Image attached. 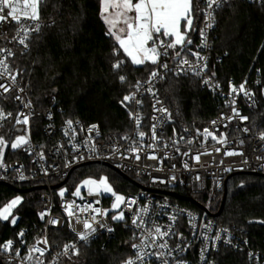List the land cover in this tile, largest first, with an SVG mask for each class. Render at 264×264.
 <instances>
[{
	"label": "built area",
	"instance_id": "2783aa9c",
	"mask_svg": "<svg viewBox=\"0 0 264 264\" xmlns=\"http://www.w3.org/2000/svg\"><path fill=\"white\" fill-rule=\"evenodd\" d=\"M225 1L227 0H222L221 5ZM242 1L264 2V0ZM217 9L214 6L212 10L214 22L212 27L207 28L206 2L203 1L197 42L187 55H182L190 62L191 67L183 65V70H181L178 60L173 58L174 52L169 50V56L160 58L161 63L168 64V69L158 65H154L153 68L161 76L165 73L173 76H191L214 98L218 108L216 114L208 118L206 124L193 133L177 130L167 132L166 126L170 117L155 111L153 105L155 104L156 108L161 106L167 108L170 116L171 112L159 93L160 78H156L152 84L145 83L150 74L145 80L140 81L142 86L139 91L134 87L132 92L136 93V99L141 100L142 103L136 104L134 101L128 103L129 130L119 136L112 133L102 134L96 123L83 125L77 120L68 118L56 121L51 109L43 112L35 110L28 97L27 86L18 76L16 85L10 92L3 93L0 89L2 93L0 94V108H3L5 113H12L10 117L0 120V136H3L7 142L3 147V155L0 156V183L18 188L42 186V188L35 189L41 191L39 196L41 206L35 215L39 229L20 228L12 236L1 241L0 245L12 240L13 250L0 249V264H36L35 258L39 257V253H35L31 261L25 260L24 257L28 255V249L35 245L37 240L45 237L48 239V245L38 246L47 247V251L43 257L39 258L44 261V264H51L53 259L57 260V264H67L66 257L75 255L73 250L70 249L67 256L57 255L63 252L65 244L74 243L76 249L79 250L81 244L98 236H103L104 242H107L113 237L114 226L117 224L128 229L133 236L131 255L118 264H124L128 259H136L138 251H142L145 255L143 261L136 260V264H163L165 260L167 264H218L217 254L222 247L244 252L249 264H264V255L249 245L241 230L224 225L216 220L215 216H205L204 211V215L200 216L192 208L178 202L177 198L169 193L175 192L177 187H184L191 193H204L211 190L215 194H220L225 190L226 176L232 172L258 171L264 173V140L260 139V133L264 130L252 132L248 126L249 119L241 120L233 113V108H235L240 116L248 117L244 112V106L256 107L258 103L256 89L259 88L261 92H264V82L254 78L245 79L239 83L232 80L223 83L209 72ZM25 23L31 24L32 22L26 21ZM39 23L42 26L43 21L40 20ZM17 27L14 22L0 26V32L3 33L0 35V48L10 49L13 53L16 48L26 50L23 45L12 39ZM200 30L205 31L204 38L200 36ZM36 33L32 32L31 35ZM205 38L206 46H202ZM196 52L203 59L192 55ZM12 58L13 56L8 57L9 66ZM215 59L220 60L218 56ZM12 71L16 74L14 69ZM0 83L10 84L11 81L4 78L0 79ZM241 84H244L245 89L251 95H245L242 91L235 93L231 91L232 87L239 90ZM149 87L153 89L155 96L147 91ZM17 95L22 99L16 100ZM157 99L161 101L160 104H156ZM28 102L30 106L25 107ZM129 112L140 116L139 127L130 118ZM20 113L29 116L28 124L16 123ZM154 116L159 119L153 120ZM37 117H41L43 122L38 124L41 140L36 138L35 141L32 135V122ZM20 119L22 120L23 117L20 116ZM69 120L72 121L71 127L67 123ZM213 121L216 123L213 124ZM153 124L157 125V140L152 139ZM93 125L97 128L90 131ZM206 128L217 136V140L211 137L205 138L203 130ZM245 128L248 129L247 132L244 131ZM140 131L145 133L143 138L139 136ZM17 136L25 137L27 143L21 144L18 148H12L11 143L16 140ZM220 139L224 142H218ZM134 148L137 151H133ZM228 152L238 154L227 155ZM197 155L200 157L198 161L195 159ZM152 156L156 158H150ZM85 163L107 165L122 176L129 177L137 189L115 191L116 195L125 198V202L116 209L112 208L113 203L116 202V196L102 192L101 188L100 194H96L95 190L90 193L89 186L83 185L80 196L73 195L71 188L65 185L72 170ZM21 176L24 179H21ZM65 178L62 185L57 188L53 187ZM61 191L64 193L63 196L60 195ZM131 201L135 203H130ZM69 204L73 206L74 215L72 217H69L66 211ZM89 204L91 208L80 211ZM92 208L99 209L100 213L93 212ZM120 212H123L124 219L113 220L112 217ZM41 214H44L43 219H41ZM93 216L95 220L92 219ZM77 218L81 223L76 222ZM136 218H138L137 224L140 227L132 223ZM85 219L92 223L96 231L87 240H80L77 232L83 231L82 222ZM17 220L18 216H16V222ZM52 220H56L57 223L51 224ZM9 225L15 224L9 223ZM156 226L169 231L170 234L163 239L157 238L153 243L148 232ZM62 228H65L68 238L59 247H55L50 241L51 231ZM109 228L112 231H108ZM21 232L23 236L19 235ZM217 236L220 239L217 240ZM164 242L167 243V248H159L158 245ZM133 245L139 247L133 248ZM17 250L20 253L19 256L16 255ZM202 250L203 259L201 258ZM159 252L164 253L160 259L153 255Z\"/></svg>",
	"mask_w": 264,
	"mask_h": 264
},
{
	"label": "trees",
	"instance_id": "16d2710c",
	"mask_svg": "<svg viewBox=\"0 0 264 264\" xmlns=\"http://www.w3.org/2000/svg\"><path fill=\"white\" fill-rule=\"evenodd\" d=\"M203 1L194 0L198 4L193 19L195 30L188 32L192 44L187 45L181 55H187L197 42ZM100 12V0H46L40 12L43 21L40 31L31 35L28 49H15L10 66L26 84L35 110L51 109L56 121L68 118L83 125L96 123L102 134L119 136L129 130V107L120 101L124 95L132 93L137 81L147 78L154 65L136 66L122 52L119 56L114 55L118 45L106 34L107 26ZM213 34L209 60L211 74L223 83L254 78L264 82V2L225 1L215 11ZM118 59L125 62L119 69H114L112 65ZM121 75L126 77L123 83L119 80ZM162 77L158 83L159 93L171 112L167 132L193 133L216 114L218 108L214 98L195 78L170 73ZM256 95V107L244 106L252 132L264 130V92L257 88ZM42 122L41 117L32 122L35 141L36 138L41 140L38 124ZM101 174L107 175L115 190L137 189L129 177L100 163H85L74 168L66 186L72 188L86 176ZM13 187L0 183V208L18 194ZM224 191L223 207L215 216L216 220L241 230L249 245L264 255V173L232 172ZM175 192L203 204L202 193H191L184 187L175 188ZM40 193V190L20 193L22 200L14 208L18 220L13 226L0 220V242L20 228L39 229L35 215L41 206ZM222 194H216L208 207L203 204L209 213L217 211ZM176 200L200 216L204 215L192 202ZM67 238L65 228L51 231L50 241L55 247ZM132 241L131 232L117 224L111 239L104 242V237L98 236L81 244L76 259L69 264H118L131 255ZM217 261L218 264H249L244 252L225 247L220 248Z\"/></svg>",
	"mask_w": 264,
	"mask_h": 264
},
{
	"label": "snow or ice",
	"instance_id": "6c2138e0",
	"mask_svg": "<svg viewBox=\"0 0 264 264\" xmlns=\"http://www.w3.org/2000/svg\"><path fill=\"white\" fill-rule=\"evenodd\" d=\"M206 9L205 15L207 17L206 27H212L214 22L213 9L219 8L222 0H205ZM46 3V0H0V26L5 24H11L14 22L16 26L15 35L12 37L13 40L17 41L20 45L24 46V49H28V40L31 37L32 32H39L41 28V24L39 23L41 16V7ZM101 5V17L107 25L106 34L112 37L118 45L117 48H114V55L119 56L121 52L125 57H127L133 65L140 66L145 65L146 63H151L152 65H158L161 68L168 69L167 63H161L160 58L162 56H169V50L174 52V59L178 60V64L183 70V65H189L191 67L190 62L182 57L181 53L185 51L187 45L192 44V40L188 38V32L194 31L193 28V19H194V11L198 8V4L194 2V0H100ZM26 21H31L32 23H25ZM0 35H3L0 32ZM200 36L202 38L205 37V31L200 30ZM202 46H206V38L204 44ZM179 48V50H177ZM10 49L0 48V79L7 78L11 81L10 84L0 83V89H2L3 93H8L12 90V88L16 85L17 74H13L12 69L10 68L7 60L8 57L14 56ZM192 55L196 56L198 59H203L199 56V53H192ZM124 60H117L112 67L114 69H119L122 64H124ZM206 67V65H205ZM199 74V73H197ZM163 78L161 74L152 70L150 72L149 79L145 82L147 84H152V82L156 78ZM119 80L123 83L126 81V77L121 75L119 76ZM207 83V81H205ZM140 81L134 85L135 89L139 91L141 88ZM22 92L23 89L21 88ZM148 92L152 93L155 96V92L151 87L147 89ZM231 91L233 93L237 91L244 92L245 95H251L245 89L244 84H241L239 90L235 87H232ZM2 94V93H0ZM16 100H21L22 98L17 95L15 97ZM135 102L136 104H141L142 101L136 99V93L132 92L130 94L124 95L123 99L120 103L124 106H127L128 103ZM161 101L156 100V104H160ZM234 103V101H233ZM30 102L25 104V107H29ZM155 111L167 114L170 117V113H168L167 108L161 106L160 108H156V105H153ZM233 113L235 116H239L241 120L246 121L248 117L240 116V113L233 108ZM12 113H5L3 108H0V120H4L7 117H10ZM20 116L23 119H20ZM130 118H132L139 127L141 122V118L137 113L129 112ZM153 120H158V117H152ZM16 123H29V116L20 113L16 119ZM69 127L72 125V121L68 122ZM216 122L213 121V124ZM156 124L152 125V139L157 140L156 136ZM97 128L96 125H93L89 130H93ZM245 132L248 131L247 128L244 129ZM203 134L205 138L211 137L213 140H217V136L214 135L207 128L203 130ZM139 136L143 138L145 133L143 131L139 132ZM183 139V138H181ZM260 139L264 140V132L260 133ZM191 143V141H188ZM218 142L223 143L224 140L220 139ZM27 139L23 136H17L16 140L11 143L12 148H18L21 144H26ZM178 143V142H177ZM7 142L5 141L3 136H0V156L3 155V147L6 146ZM133 151H137V149H132ZM179 149H177L178 151ZM219 151V149H217ZM238 153L228 152L227 155H236ZM139 158V157H137ZM155 159V156L150 157ZM199 155L195 157V159L199 160ZM24 179L23 176L20 177ZM85 186H89V192L92 193L94 190L96 194H100V188L103 186L104 192H112L111 187L106 183V180H101L99 184L94 180H85L83 182ZM116 196V202L113 203L112 208L116 209L119 207L121 203L125 202V198L123 196L116 195L114 192L112 193ZM61 196L64 195L63 191L60 193ZM73 195L79 197L80 196V188L77 187L76 191ZM21 201L20 197H16L10 203H8L2 210H0V219L8 220L9 215L11 213V209L14 208ZM99 201H97L98 203ZM130 203H135V201H131ZM72 205L69 204L67 206V214L69 217L74 215L72 211ZM92 206L89 204L86 208H81L80 211H86L87 208H91ZM92 211L95 213H100L99 209L92 208ZM106 215V213H103ZM43 215L41 214V219H43ZM95 220V216L92 218ZM113 220H122L124 219L123 212H120L118 215H114L112 217ZM137 219H133L132 223L137 227H140L137 224ZM175 219V217H173ZM77 223H81L79 218L76 220ZM12 224L16 223L15 218L11 220ZM51 224H56V220L50 221ZM83 231L77 232V236L80 240H87L88 237L96 231L93 228L92 223H90L87 219L83 220ZM264 223V221H262ZM103 227V225H101ZM75 231V229H73ZM108 231H112V229H108ZM170 234L169 231L162 230L160 226H156L153 230H149L148 236L152 237L153 243L157 238L163 239V237L168 236ZM20 236H23V232L19 233ZM147 239V238H145ZM216 239H220L219 236ZM43 244L45 246L48 245V239L45 237L42 240H37L36 244L28 249V255L24 257L25 260L31 261L34 258L35 253H39V257H43L47 251V247H39L38 245ZM139 246L133 245V248H138ZM159 248H167V243H160L158 245ZM0 249L4 251H12L13 250V241L8 240L4 244L0 245ZM73 250V254H78V250L76 249V245L73 244H65L62 253H58L57 255H65L67 256L69 250ZM16 255L19 256L20 253L17 250ZM144 253L142 251H138L136 255V259H128L124 262V264H136V260L143 261ZM156 255L158 259L164 256L163 252L153 253ZM39 257H36V264H44V261ZM201 258H204V252H201ZM51 264H57V260L53 259ZM163 264H167L165 260Z\"/></svg>",
	"mask_w": 264,
	"mask_h": 264
},
{
	"label": "rangeland",
	"instance_id": "374dc122",
	"mask_svg": "<svg viewBox=\"0 0 264 264\" xmlns=\"http://www.w3.org/2000/svg\"><path fill=\"white\" fill-rule=\"evenodd\" d=\"M100 9H101V5H100ZM106 26H107V25H106ZM85 180H94V181H97L98 184H99V182H100L101 180H106V183L111 187L112 192H105V193L112 194L113 192L117 191V190H115V189L113 188V184L110 182V180L108 179L107 175H105V174H101V175H99V176H86V177L82 178L80 181H78V182L75 184V186L71 188V190H72L73 192H75L77 187H79L80 190H81L82 186L84 185L83 182H84ZM65 187H67V186L65 185ZM69 188H70V187H69ZM61 189H63V188H61ZM101 190H102V192H104V191H103V186H101ZM201 195H202V202H203V204H204L206 207H208V206L210 205L212 199L216 196V194L213 193L211 190L206 191V192L202 193ZM16 197H20L21 200H22V197H23V196H22V194H20V193L14 195L13 197H11V198H10V199H9V200H8V201H7V202H6V203L0 208V210H2V209H3L8 203H10V202H11L13 199H15ZM17 205H18V204H17ZM17 205H16V206H17ZM16 206H15V207H16ZM15 207H14V208H15ZM14 208L11 209V213H10V215H9V219H8V220H3V219H0V220H1V221H6L8 224L11 223V220H12L13 218H15V220H16V216H17V215H16L15 212H14ZM75 259H76V254L73 255V256H68V257H66V262H67V264H69L70 262L74 261Z\"/></svg>",
	"mask_w": 264,
	"mask_h": 264
},
{
	"label": "water",
	"instance_id": "95a60500",
	"mask_svg": "<svg viewBox=\"0 0 264 264\" xmlns=\"http://www.w3.org/2000/svg\"><path fill=\"white\" fill-rule=\"evenodd\" d=\"M253 173H257V172H253ZM228 178H229V175L226 176L225 183L227 182ZM65 180H66V178L64 180H62L61 182H59L58 184L54 185L53 187L54 188L59 187L60 185H62L65 182ZM39 188H42V186H33V187H27V188H16V187H13L12 189L15 192H18V193H24V192L35 190V189H39ZM169 193L172 196H174V197H176L178 199H182V200H186V201L192 202L198 208H200L202 211L210 214L211 216H217L221 212V209H222L223 203H224V199H225V191H224L223 194H222V197H221V200H220V204H219V207H218L217 211L214 212V213H209L207 208L203 204H201L200 202L196 201L194 198L189 197V196H181V195H179V194H177L175 192H169Z\"/></svg>",
	"mask_w": 264,
	"mask_h": 264
}]
</instances>
